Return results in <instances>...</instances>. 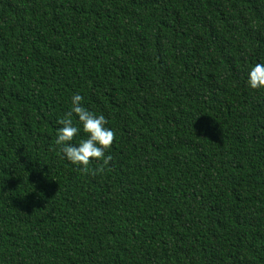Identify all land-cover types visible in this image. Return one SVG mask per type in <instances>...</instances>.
<instances>
[{"label":"trees","instance_id":"1","mask_svg":"<svg viewBox=\"0 0 264 264\" xmlns=\"http://www.w3.org/2000/svg\"><path fill=\"white\" fill-rule=\"evenodd\" d=\"M256 63L264 0H0V264H264ZM76 93L99 174L55 144Z\"/></svg>","mask_w":264,"mask_h":264},{"label":"clouds","instance_id":"2","mask_svg":"<svg viewBox=\"0 0 264 264\" xmlns=\"http://www.w3.org/2000/svg\"><path fill=\"white\" fill-rule=\"evenodd\" d=\"M247 83L254 90L264 89V63H256L250 68ZM83 99L82 95L73 94L70 111L58 120L61 127L57 129L55 144L69 162L80 166L82 173L95 175L102 173L104 168L90 169V163L97 160L102 161L103 165H108L112 161V157L106 156L105 153L113 145L116 134L106 127L108 121L105 116L96 115L83 106ZM73 116L78 118L83 132L87 134V138L82 139L78 146L70 143L80 131Z\"/></svg>","mask_w":264,"mask_h":264}]
</instances>
